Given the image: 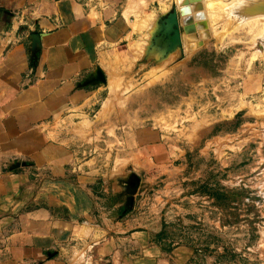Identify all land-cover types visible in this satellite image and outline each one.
Returning <instances> with one entry per match:
<instances>
[{"label": "rangeland", "instance_id": "obj_1", "mask_svg": "<svg viewBox=\"0 0 264 264\" xmlns=\"http://www.w3.org/2000/svg\"><path fill=\"white\" fill-rule=\"evenodd\" d=\"M187 1L180 20L196 30L170 52L152 36L158 17L184 0L141 2L151 11L133 24L143 40L129 37L111 83V97L130 100L131 120L109 133L94 123L92 154L110 152L113 165L125 157L128 168L120 191L97 193L92 210L115 205V221L146 236L143 248L128 242L106 264H264V36L252 18L264 0Z\"/></svg>", "mask_w": 264, "mask_h": 264}, {"label": "crops", "instance_id": "obj_2", "mask_svg": "<svg viewBox=\"0 0 264 264\" xmlns=\"http://www.w3.org/2000/svg\"><path fill=\"white\" fill-rule=\"evenodd\" d=\"M142 1L0 0V264H106L128 242L143 248L145 231L115 221V205L92 210L127 175L125 157L93 155L94 123L109 133L131 120L111 83L129 37L143 40L135 19L160 2Z\"/></svg>", "mask_w": 264, "mask_h": 264}, {"label": "water", "instance_id": "obj_3", "mask_svg": "<svg viewBox=\"0 0 264 264\" xmlns=\"http://www.w3.org/2000/svg\"><path fill=\"white\" fill-rule=\"evenodd\" d=\"M183 5L178 7L175 5L169 11L158 17L157 26L152 36V43L164 47L165 52H170L182 44L181 35L183 33H191L195 31L194 24H188L189 19L185 23L180 17L187 13V0L182 2Z\"/></svg>", "mask_w": 264, "mask_h": 264}, {"label": "bare ground", "instance_id": "obj_4", "mask_svg": "<svg viewBox=\"0 0 264 264\" xmlns=\"http://www.w3.org/2000/svg\"><path fill=\"white\" fill-rule=\"evenodd\" d=\"M188 2V1H187ZM254 4V3H253ZM261 6V5H260ZM242 7V6H241ZM251 7V6H250ZM244 8V7H243ZM248 8V7H247ZM246 7H245V9H247ZM244 9V10H245ZM188 10V9H187ZM260 10V12L258 13V14H256L257 16L256 17H252V18H258V19H260V21L263 23L262 24V28H261V30L262 31H260V33H261V35H263L264 36V6H261V8L259 9ZM246 16V15H245ZM255 19V20H256ZM254 20V19H253ZM252 21V20H251ZM138 22V21H137ZM137 22H135V23H137ZM141 22V21H140ZM134 24V23H133ZM142 24V23H141ZM255 24V23H254ZM135 25V24H134ZM138 25V24H137ZM252 25V24H251ZM263 36H261V37H263Z\"/></svg>", "mask_w": 264, "mask_h": 264}, {"label": "clouds", "instance_id": "obj_5", "mask_svg": "<svg viewBox=\"0 0 264 264\" xmlns=\"http://www.w3.org/2000/svg\"><path fill=\"white\" fill-rule=\"evenodd\" d=\"M187 19H185V23H186Z\"/></svg>", "mask_w": 264, "mask_h": 264}]
</instances>
